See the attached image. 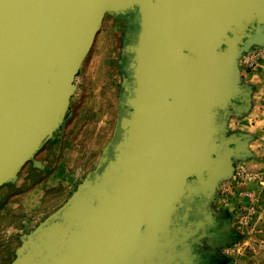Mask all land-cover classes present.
Returning <instances> with one entry per match:
<instances>
[{"label": "water", "instance_id": "1", "mask_svg": "<svg viewBox=\"0 0 264 264\" xmlns=\"http://www.w3.org/2000/svg\"><path fill=\"white\" fill-rule=\"evenodd\" d=\"M134 12L132 82L115 137L10 264H195L212 202L249 153L227 138L252 92L264 0H0V189L65 122L107 15Z\"/></svg>", "mask_w": 264, "mask_h": 264}, {"label": "rangeland", "instance_id": "2", "mask_svg": "<svg viewBox=\"0 0 264 264\" xmlns=\"http://www.w3.org/2000/svg\"><path fill=\"white\" fill-rule=\"evenodd\" d=\"M125 19L105 17L76 78L65 122L17 181L0 189V264L15 259L23 235L71 197L114 139L132 82ZM255 50L264 53V47L255 46L240 60L251 108L242 116L230 115L226 134L246 136L249 153L235 159L232 176L219 185L211 205L213 223L220 217L231 233L229 244L220 247L221 264H264V58L247 63Z\"/></svg>", "mask_w": 264, "mask_h": 264}, {"label": "flooded vegetation", "instance_id": "3", "mask_svg": "<svg viewBox=\"0 0 264 264\" xmlns=\"http://www.w3.org/2000/svg\"><path fill=\"white\" fill-rule=\"evenodd\" d=\"M123 17L126 18V25L128 27L127 35H129V42L131 41L132 43V39L138 30L136 15L134 12H131L123 15ZM233 139L238 140L239 146L243 148H245V143L248 141V138L241 134L234 136ZM202 233L204 234L203 237L195 245L198 254V260L195 264H221L223 257L220 253V247L227 243L229 244L231 235L225 220L216 216L214 223Z\"/></svg>", "mask_w": 264, "mask_h": 264}, {"label": "built area", "instance_id": "4", "mask_svg": "<svg viewBox=\"0 0 264 264\" xmlns=\"http://www.w3.org/2000/svg\"><path fill=\"white\" fill-rule=\"evenodd\" d=\"M262 57L264 58V53L255 50V52L249 53V58H248L247 63L253 65L254 63H257V60L259 58H262Z\"/></svg>", "mask_w": 264, "mask_h": 264}]
</instances>
